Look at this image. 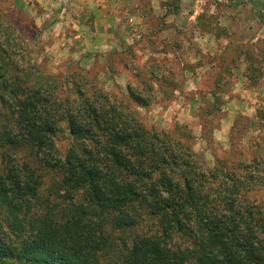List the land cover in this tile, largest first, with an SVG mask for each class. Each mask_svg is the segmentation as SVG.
Wrapping results in <instances>:
<instances>
[{"label":"trees","instance_id":"trees-1","mask_svg":"<svg viewBox=\"0 0 264 264\" xmlns=\"http://www.w3.org/2000/svg\"><path fill=\"white\" fill-rule=\"evenodd\" d=\"M5 35L0 264H264V148L244 146L251 126L264 128V108L237 117L231 148L209 167L188 124L162 130L142 117L139 108L157 103V66L126 95L83 67L59 77L37 58L30 65ZM251 58L245 77L257 87L264 71ZM211 93L214 102L203 103L219 112L223 102Z\"/></svg>","mask_w":264,"mask_h":264},{"label":"rangeland","instance_id":"rangeland-1","mask_svg":"<svg viewBox=\"0 0 264 264\" xmlns=\"http://www.w3.org/2000/svg\"><path fill=\"white\" fill-rule=\"evenodd\" d=\"M76 1L0 0V35L6 36L8 30L15 38L13 48L19 54L26 50L24 60L30 65L37 58L59 77L83 67L105 90L126 95L129 82L151 78L152 66H157L153 77L157 103L139 108L142 117L150 127L162 130L188 124L194 149L209 167L231 148L229 135L237 117L251 119L258 108H264V75L257 70L260 83L249 87L243 79L239 83L237 69L246 64L249 54L253 64L264 71V0H123V24L117 31L110 29L111 35L122 31L123 41L118 35V50L109 52L98 45L106 37L96 40L90 32L95 24L102 28L110 24L109 18L80 17L82 6ZM62 8L73 9L75 18L72 14L62 17ZM113 21V25L118 22ZM92 50L98 51L94 54ZM235 61L238 65L233 67ZM166 76L179 84L178 90L170 87ZM218 84L228 92L219 93L222 87ZM212 91L223 102L219 112L203 103V97L214 102ZM226 126L231 127L224 133ZM246 132V148L251 149L252 143L264 148L262 126L253 125ZM57 146L60 153L67 150L65 134L59 135ZM246 153L252 155L250 150Z\"/></svg>","mask_w":264,"mask_h":264},{"label":"crops","instance_id":"crops-1","mask_svg":"<svg viewBox=\"0 0 264 264\" xmlns=\"http://www.w3.org/2000/svg\"><path fill=\"white\" fill-rule=\"evenodd\" d=\"M76 3L82 6V10L80 11V17H84L86 16V14H89V16H92V15L96 17L104 16V17L109 18L108 23L110 24L104 25L105 29L102 28V26L100 25L98 26V24H95L96 26L95 29L91 28L90 32H92V35H93L92 37H96V40H98L99 36L104 35V37H106V39L104 40V43H98V45H100V48L106 49V50H101V51L109 52L112 48H114L113 50H118L116 43L119 41L120 37L122 39L123 32L122 31H119L118 33L114 32V35H111L110 29L114 27L117 31V27H119L120 24H123L122 18H121V16L125 14L124 13L125 8L122 6L123 0H78L76 1ZM127 3H128V0H127ZM91 7L93 10L90 11ZM61 10L63 11L61 15L62 17H69L73 11V9L68 10V9H63V8ZM72 18H75V14H72ZM113 19H117L118 21L116 22V24H114L116 27L112 24V23H115ZM58 22L61 23L63 21L59 19ZM84 26L89 27L88 23H85ZM95 44L96 42H94L92 46H95ZM92 51H94V54H95L96 53L95 51H98V50H92ZM92 51H90L89 53H91ZM84 52H85V49H84ZM81 56H83V54H81ZM246 67L247 65L245 63H241L237 68L241 72V75L239 76V79L241 80L239 81V83H241L242 79L246 81V77H245ZM228 118H231V113L228 115ZM230 127L231 126H226V128H224V131H225L224 133H227Z\"/></svg>","mask_w":264,"mask_h":264}]
</instances>
